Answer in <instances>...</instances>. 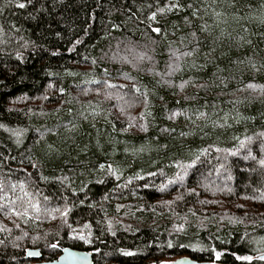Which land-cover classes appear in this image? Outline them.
I'll return each instance as SVG.
<instances>
[{
    "label": "trees",
    "instance_id": "16d2710c",
    "mask_svg": "<svg viewBox=\"0 0 264 264\" xmlns=\"http://www.w3.org/2000/svg\"><path fill=\"white\" fill-rule=\"evenodd\" d=\"M261 161L264 0H0V264H264Z\"/></svg>",
    "mask_w": 264,
    "mask_h": 264
},
{
    "label": "water",
    "instance_id": "95a60500",
    "mask_svg": "<svg viewBox=\"0 0 264 264\" xmlns=\"http://www.w3.org/2000/svg\"><path fill=\"white\" fill-rule=\"evenodd\" d=\"M61 250V254L55 260H43L42 252L36 248L28 249L27 256L34 260L33 264H95L93 251L62 246ZM261 257L264 259V253ZM166 264H217V262L199 261L190 256H182Z\"/></svg>",
    "mask_w": 264,
    "mask_h": 264
},
{
    "label": "snow or ice",
    "instance_id": "6c2138e0",
    "mask_svg": "<svg viewBox=\"0 0 264 264\" xmlns=\"http://www.w3.org/2000/svg\"><path fill=\"white\" fill-rule=\"evenodd\" d=\"M19 7L23 8L24 7V4H20ZM172 7H177L178 8L179 5L176 4V5H173ZM160 11H163V9H160ZM153 15H155V14H153ZM153 30L156 31V32H159L160 31L159 28H155ZM250 87H251V85H250ZM261 163L264 164V161H261ZM101 167H103V165H101ZM217 256H219V253H217ZM245 259H249L250 260L251 258L250 257H245Z\"/></svg>",
    "mask_w": 264,
    "mask_h": 264
},
{
    "label": "bare ground",
    "instance_id": "6f19581e",
    "mask_svg": "<svg viewBox=\"0 0 264 264\" xmlns=\"http://www.w3.org/2000/svg\"><path fill=\"white\" fill-rule=\"evenodd\" d=\"M233 152V151H232ZM217 156V155H216ZM57 259V258H56ZM55 260V259H54Z\"/></svg>",
    "mask_w": 264,
    "mask_h": 264
}]
</instances>
